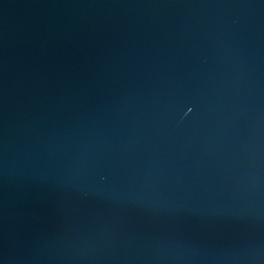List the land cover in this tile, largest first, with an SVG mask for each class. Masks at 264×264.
Masks as SVG:
<instances>
[{"label":"water","instance_id":"95a60500","mask_svg":"<svg viewBox=\"0 0 264 264\" xmlns=\"http://www.w3.org/2000/svg\"><path fill=\"white\" fill-rule=\"evenodd\" d=\"M0 264H264V0H0Z\"/></svg>","mask_w":264,"mask_h":264}]
</instances>
